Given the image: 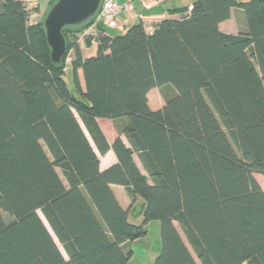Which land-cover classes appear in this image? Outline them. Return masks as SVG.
<instances>
[{"label":"trees","instance_id":"trees-1","mask_svg":"<svg viewBox=\"0 0 264 264\" xmlns=\"http://www.w3.org/2000/svg\"><path fill=\"white\" fill-rule=\"evenodd\" d=\"M232 10L245 16L237 35L219 29ZM37 11L0 0V264H128L153 221L154 264H198L176 225L200 264H264V0H196L117 36L87 33L96 18L67 27L59 66ZM110 151L117 163L101 171Z\"/></svg>","mask_w":264,"mask_h":264},{"label":"crops","instance_id":"crops-1","mask_svg":"<svg viewBox=\"0 0 264 264\" xmlns=\"http://www.w3.org/2000/svg\"><path fill=\"white\" fill-rule=\"evenodd\" d=\"M119 1L122 3V2H126L128 0H119ZM153 1L154 2L151 3L150 7H145L141 0H134V6H135L134 13L131 14V15L123 14L121 16V21L123 23H125L127 27H130L132 25H135V24L139 23V21L141 19L146 21L148 24L160 22L163 19L172 17L170 15L171 11L176 10L177 8L188 7L189 9H191L193 3L196 0H188V1H186V0H165V1H162V2H159V1L156 2V0H153ZM49 2H51V0H48L47 3H49ZM40 15H41V13H40ZM235 16L238 17V19L241 22L242 29L245 30V21H244L243 12L241 10H232L230 20H228V21H226V22H224V23L219 25V29H220L221 32H223L225 34H229V35H237V34H239V30H238V27H239L238 23L239 22H237L235 20ZM173 17L175 18V17H178V16L174 15ZM232 23L235 24V27L237 28V32H235V33L231 30L232 29ZM101 26L103 27L105 33L110 35V33L106 30L108 27L105 26V25H101ZM94 27L95 26H93L92 29L91 28L89 29V33L90 34H95L97 32V30L94 29ZM114 31L117 32L116 34H121V32L119 30H114ZM114 36H116V35H114ZM79 43H80V45L82 47V52H83V55H84L85 58H90V57H93V56L96 55V53H97V44H96V42H93L91 47H89V48L85 47L84 41H83L82 36H81L80 40H79ZM82 86H84V83H82ZM154 92H157L159 94V97L157 98V96L154 94L155 101L153 102L151 100V96L153 95ZM160 96H161V94H160V91L158 89H154V90L150 91V93L148 94V104H149V107H150L151 110L157 111V110H159V109H161V108H163L165 106V100L163 99L162 96H161L162 98H160ZM162 101H163V103H162ZM158 103H160V104H158ZM103 121H109V120L99 119L98 123H99L103 133L105 134L108 142L110 144H112L114 142V140L118 136H116V137L107 136V133L103 129V125L101 123ZM110 122H111V125L114 126L113 122L112 121H110ZM113 130L116 133V130L115 129H113ZM127 145H128V143H127ZM110 153H112V154H110ZM98 156H99V159H100V170L101 171H104V170L108 169L109 167H111V166H113L114 164L117 163V159H116V157H115V155H114V153L112 151L107 153L104 156V159H101V156L99 154H98ZM135 161H136L138 167L141 169L142 173L144 174L145 172L142 169L141 164L137 160L136 157H135ZM112 189H113V192H114L117 200L119 201L120 205L122 206V208L128 209L131 202H130V198H128L126 190L123 187H121V186H112ZM121 195L123 196L122 197L123 200L126 199L125 197H127V199H129L128 202H127V200H124V202H123L120 199ZM125 202H126V204H125ZM131 218L134 219L137 222H142V217L134 218L133 216H131Z\"/></svg>","mask_w":264,"mask_h":264},{"label":"rangeland","instance_id":"rangeland-1","mask_svg":"<svg viewBox=\"0 0 264 264\" xmlns=\"http://www.w3.org/2000/svg\"><path fill=\"white\" fill-rule=\"evenodd\" d=\"M57 0H51V2L47 3L48 0H33V1H29V0H26V4L28 5V7L30 9H32L33 11L35 10V8L38 6L40 8V11H37L36 13L33 14V20L32 22L35 23L37 22L39 19H41L42 17H46V14L47 12L49 11V8H51L54 3L56 2ZM188 1V0H186ZM53 4V5H52ZM41 13V15H40ZM128 15H131V14H128ZM45 19V18H44ZM235 20L238 23V30L239 32L242 31V25H241V22L240 20L238 19V17L235 16ZM234 20V21H235ZM244 21H245V16H244ZM231 26V25H230ZM111 36H114V35H119V34H116L117 32L114 31L116 29H109L107 28L106 29ZM113 30V31H112ZM234 33L237 32V28L235 27V24L232 23V29H231ZM121 35V34H120ZM73 59V55L70 54L66 60V64H67V69H66V74H65V77H64V80L66 82V84L68 85L69 88H72L73 87V75H72V69H71V60ZM80 78H81V81L82 83L83 82V78H82V73H80ZM154 94L157 96V98L159 97V94L157 92H154L153 95L151 96V100L154 102L155 101V96ZM160 98H162L160 96ZM157 102V101H156ZM163 103V101H162ZM160 104V103H158ZM102 125H103V129L105 130V132L107 133V136H110V137H116L118 136L119 134L115 133V131L113 129H115V127L113 125H111V122L110 121H103L101 122ZM110 129V130H109ZM116 130V129H115ZM114 131V132H113ZM124 142L126 143L127 145V142H126V139L125 137L122 135L120 136ZM91 141V140H90ZM92 143V141H91ZM93 145V143H92ZM112 154V153H110ZM101 159H104V156H101ZM107 160V159H106ZM138 160V159H137ZM105 164V163H104ZM59 174L61 175V172L58 170ZM145 174V173H144ZM255 178L257 179L258 183L261 185L263 191H264V177L262 175H259V174H255ZM121 194V193H120ZM123 196L121 195V200L124 202V200H128L127 197H125L126 199L123 200L122 198ZM129 198V197H128ZM131 202V201H130ZM126 204V202H125ZM142 204V201L141 203ZM139 208V207H138ZM38 214L40 215V217L42 218V220L44 221V223L48 226L47 224V221L45 220L44 216L41 214V212H38ZM5 219L7 221L10 220V218L8 216L5 215ZM130 221L132 223H135L136 225H139L141 222H137L135 221L134 219H132L130 217ZM177 228H178V231L180 233V235L182 236L183 240L185 241L186 245L188 246V248L190 249V252L192 253V255L194 256V258L196 259L197 263H199V261L197 260V258L195 257L192 249L190 248V246L187 244L180 228L178 227V225H176ZM146 230H147V235L141 239H138L134 242H132L131 244V247H129L130 244H127L126 246V249H131L133 251V257L132 259L129 261L128 264H154V260L155 258L160 254L161 252V249H162V240H161V225H160V222L158 221H153L151 222L147 227H146ZM63 255L65 258H67L63 248L59 245Z\"/></svg>","mask_w":264,"mask_h":264},{"label":"water","instance_id":"water-1","mask_svg":"<svg viewBox=\"0 0 264 264\" xmlns=\"http://www.w3.org/2000/svg\"><path fill=\"white\" fill-rule=\"evenodd\" d=\"M103 0H57L43 22L53 65L59 66L67 52L63 30L81 26L98 15Z\"/></svg>","mask_w":264,"mask_h":264},{"label":"built area","instance_id":"built-area-1","mask_svg":"<svg viewBox=\"0 0 264 264\" xmlns=\"http://www.w3.org/2000/svg\"><path fill=\"white\" fill-rule=\"evenodd\" d=\"M29 1H33V0H29ZM141 1L143 2L145 7H150L151 3L154 2L153 0H141ZM158 1L162 2L164 0H158ZM134 11H135L134 0H128L122 3L119 0H103L101 8L96 17L94 26L99 23L111 29L125 31L126 24L121 21V16L123 14H133ZM32 20H33V15H32ZM146 29L147 31L151 32L153 30V27L152 25H148L146 26ZM87 33H89V31Z\"/></svg>","mask_w":264,"mask_h":264}]
</instances>
